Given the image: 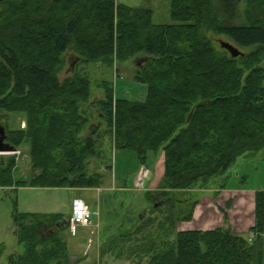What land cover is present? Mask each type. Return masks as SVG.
I'll return each instance as SVG.
<instances>
[{"label": "trees", "instance_id": "16d2710c", "mask_svg": "<svg viewBox=\"0 0 264 264\" xmlns=\"http://www.w3.org/2000/svg\"><path fill=\"white\" fill-rule=\"evenodd\" d=\"M170 1L168 25L154 24L149 9L117 0L0 2V124L8 131L2 113L27 118V130L8 131L6 143L17 152L28 143L34 168L29 179L18 180L16 159L0 160V188L101 187L103 177L91 175L89 166L92 158L104 159L107 137L97 138L100 128L90 134L81 105L89 103L92 83L86 70L76 72L78 64L143 62L134 81L147 86L144 102L118 99L114 83L103 82L104 99L93 107L116 151L135 154L147 168L151 155L164 156V177L147 198L153 206L157 197L169 205L165 221L172 233L193 220L199 203L180 202L183 196L197 186L209 188L239 159L264 152V0H248L243 16L242 0ZM210 35L245 52L238 58L220 52ZM71 50L80 59L76 73L61 82L58 74ZM67 220L15 209L16 237L25 253L9 263L67 264L68 247L60 237ZM255 220L249 236L228 227L178 232L152 264H264V192L256 194ZM49 240L55 242L41 249ZM4 251L1 245L0 257Z\"/></svg>", "mask_w": 264, "mask_h": 264}, {"label": "rangeland", "instance_id": "374dc122", "mask_svg": "<svg viewBox=\"0 0 264 264\" xmlns=\"http://www.w3.org/2000/svg\"><path fill=\"white\" fill-rule=\"evenodd\" d=\"M19 1V0H0ZM120 4H125L136 9H149L153 12V23L157 25L171 24L170 18V0H117ZM248 0H242L240 5V16L246 10ZM220 3V1H219ZM3 11V5L0 3V12ZM241 18V19H240ZM237 20V25L242 22L243 17ZM214 40L215 48L222 52L221 42H227L232 45L225 37H215L210 35ZM238 48L236 45H234ZM241 52L244 50L238 48ZM76 53L71 50L65 55L66 65L59 72L58 78L61 82L71 78L77 72L86 70L92 83V97L88 104H82V110L90 119V125L97 126V138L104 141L102 161L97 158L90 159L89 173L100 174L103 177L104 193L100 196L97 191L81 190L74 194V191H52L49 189H34L12 191L6 188H0V246L4 247V254L0 257V264H11V257L23 255L24 248L19 245L17 240L16 224L14 221L15 209L18 214L22 213H43L45 217L53 213H62L67 219L71 215V201L74 197H83L90 211L94 215L93 221L100 224V228L79 229L78 236L73 237L69 228L62 231L61 237L69 245V257L67 264H152V259L162 252L166 244H174L176 241L177 229L172 233L169 231V215L167 208L169 205L160 197H157V205L149 202L147 198L148 190L158 191L160 182L164 177L165 161L164 156L154 158L150 157L148 178H152L151 184L145 186V181H139L135 184V173L138 161L135 154L131 152H116L112 149L113 140L108 134L106 122L100 118L95 103L104 99V91L100 88L103 82H112L115 85L116 97L129 101L144 102L148 89L147 86L141 85L134 81L139 61L120 62L114 67L101 64H91L85 66L78 64L76 72H71V60ZM119 71L120 78H117ZM3 123L9 127V134L16 131H25L28 128V120L21 114L2 113ZM2 123V124H3ZM7 131V133H8ZM89 132V131H88ZM8 134V137H9ZM87 134V131L85 135ZM30 145L25 144L21 150L13 154H0V160L15 158L17 161V171L15 178L18 180L29 179L33 175V165L31 162ZM17 152V151H15ZM113 167L111 172L106 167ZM144 167V166H143ZM145 170V169H143ZM233 176L227 181L226 176ZM119 187L128 186V190L120 192L118 189L112 190V185ZM134 184L136 187L134 188ZM235 187L247 190L260 191L264 188V152L254 156L239 159L230 172L222 177L215 179L209 187ZM16 188V187H15ZM156 190V191H155ZM122 191V190H121ZM204 188L198 186L189 195H185L180 202L191 199V201H202L205 195ZM167 204V206H166ZM185 204V203H184ZM199 205V203H198ZM197 205V207H198ZM199 210V208H197ZM155 208V209H153ZM99 213L100 216H96ZM198 214V211H197ZM196 214V215H197ZM198 220V219H197ZM166 222V223H164ZM27 224V223H25ZM164 226L159 229V226ZM52 226L47 223L45 227ZM49 230H44L42 234L46 237ZM95 233V234H94ZM55 240L45 242L41 249L51 246ZM117 256L121 257L120 260Z\"/></svg>", "mask_w": 264, "mask_h": 264}, {"label": "crops", "instance_id": "0c3cea01", "mask_svg": "<svg viewBox=\"0 0 264 264\" xmlns=\"http://www.w3.org/2000/svg\"><path fill=\"white\" fill-rule=\"evenodd\" d=\"M112 149L113 151H116L114 148L113 142H112ZM116 152H121V151H116ZM121 153H125V152H121ZM106 168L107 169L111 168V170L110 169L109 170L113 172L112 166L108 165ZM150 170L151 169L147 167L139 166L136 169V173H135V184L137 181H139L138 178L140 179V182L142 183L145 181L146 187L149 184H151L153 177L148 178L147 176L148 174L147 172H149ZM232 177L233 176L229 174L228 176H226L225 179H227L228 181L229 179H232ZM135 184H134V188L136 187ZM103 186H104V183L102 181V185L100 188H90V189L55 188V189H49V190L57 191V192H62V191L67 192L71 190L72 191L76 190L74 191V194L76 196H77L76 193H79L78 191H81V190L93 191L94 190L98 192V195L100 198V196L104 193L103 188H102ZM112 186H113L111 187L112 190L118 189L120 192H123L124 190L129 189L128 186H124L120 188L118 184L112 185ZM6 189L18 192L22 190L28 191V190H34V189H48V188L11 187V188H6ZM153 191L154 189L148 190L146 192L149 193ZM203 192L204 194H210V196L205 195L204 199L199 202V205L197 207L199 208V210L195 209L194 218L192 221L179 223L177 225L178 232H190V231L207 232V231H213L215 229L228 227L235 234H238L241 236H249V232L251 228L254 227L255 222H256L255 220L256 194L258 192H264V188L261 189L260 191H256V190H247V189L227 187V186H221V187L212 186L207 189H204ZM75 198L84 200L83 197H74L73 200ZM73 200L71 201L72 203H73ZM72 203H71V208H72ZM197 211H198V214H197ZM22 214H34V213H22ZM37 214L42 215L43 213H37ZM52 215L61 216L64 218V215L62 213L56 212V213L51 214V216ZM96 216H100L99 213H97ZM69 217L67 219H69ZM225 220H227V224ZM95 227L100 228V224L97 221L92 220L91 226L81 227V229L95 228ZM66 228H69V231H71L70 227H66ZM62 232L60 233V237L62 235ZM71 235L73 237H77L78 231L76 235H73L71 232ZM61 239L65 242V240L62 237ZM65 243L67 244V247H68V257H72L69 253V245L67 242ZM23 253H25V248H24ZM120 258H121L120 256L119 257L117 256V259L120 260Z\"/></svg>", "mask_w": 264, "mask_h": 264}, {"label": "water", "instance_id": "95a60500", "mask_svg": "<svg viewBox=\"0 0 264 264\" xmlns=\"http://www.w3.org/2000/svg\"><path fill=\"white\" fill-rule=\"evenodd\" d=\"M221 47L224 50L228 51L233 58H238L239 56L243 55L242 52L238 48H236L234 45H232L230 43L221 42ZM79 60H80L79 58L73 57V59L71 60V64H70L71 72H74L75 67L78 64ZM139 62H140L138 64L139 66H137V67L142 66L143 62H141V61H139ZM190 120H191V117H189L188 122ZM98 128L99 127L94 126V124L91 125L89 128L90 134H95L96 131L98 130ZM7 139H8L7 131H6L5 127L0 124V154L12 153L15 151V149L10 144L6 143ZM66 223L69 225L68 220ZM64 226H66V225H64Z\"/></svg>", "mask_w": 264, "mask_h": 264}, {"label": "built area", "instance_id": "2783aa9c", "mask_svg": "<svg viewBox=\"0 0 264 264\" xmlns=\"http://www.w3.org/2000/svg\"><path fill=\"white\" fill-rule=\"evenodd\" d=\"M18 152H14L16 154ZM93 214L84 200L75 198L72 203L70 215V230L73 235L81 227H89L92 224Z\"/></svg>", "mask_w": 264, "mask_h": 264}]
</instances>
